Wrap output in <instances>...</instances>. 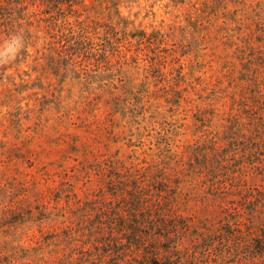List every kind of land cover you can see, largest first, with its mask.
<instances>
[{"label":"clouds","instance_id":"obj_1","mask_svg":"<svg viewBox=\"0 0 264 264\" xmlns=\"http://www.w3.org/2000/svg\"><path fill=\"white\" fill-rule=\"evenodd\" d=\"M0 264H264V0H0Z\"/></svg>","mask_w":264,"mask_h":264}]
</instances>
